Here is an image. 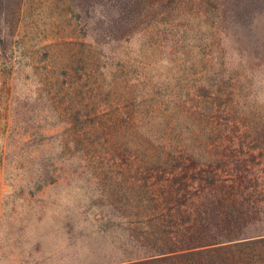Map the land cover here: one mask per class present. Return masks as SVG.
Masks as SVG:
<instances>
[{
    "label": "rangeland",
    "instance_id": "1",
    "mask_svg": "<svg viewBox=\"0 0 264 264\" xmlns=\"http://www.w3.org/2000/svg\"><path fill=\"white\" fill-rule=\"evenodd\" d=\"M263 7L242 15L243 26H218L219 33L212 20L191 13L197 8L173 21L176 10L122 42L102 35L100 24L86 40L64 0L26 6L5 32L6 46L0 36V264H104L118 251L128 254L134 176L160 163L152 156L164 160L163 150L205 158L210 146L201 129L209 117L191 112L211 102L215 82L220 102L237 101L220 122L236 118L248 140V121L239 117L251 107L263 126L264 53L254 61L246 53L264 42ZM142 100L159 105L165 118L155 126H173L179 141L161 147L136 135L133 113L139 124L151 114L142 110L148 103L138 107Z\"/></svg>",
    "mask_w": 264,
    "mask_h": 264
},
{
    "label": "trees",
    "instance_id": "2",
    "mask_svg": "<svg viewBox=\"0 0 264 264\" xmlns=\"http://www.w3.org/2000/svg\"><path fill=\"white\" fill-rule=\"evenodd\" d=\"M33 1L0 0V36L4 46L9 36L5 32L19 25L26 6L29 9ZM64 1L68 4L70 18L80 24L86 40L91 39L92 30L95 32L93 25L100 24L102 35L112 40L120 36L122 42L129 34H140L154 27H145L154 25L150 20L163 22L176 10L174 17L171 16L173 21L189 16L187 12L192 7L197 8V12L191 13L199 12L212 20V27L219 33L218 26L224 24L233 28L243 26L242 15L259 4L264 5V0ZM263 43L246 47L250 61L264 53ZM73 87L71 83L69 89ZM211 88H214V93L208 96L211 102L191 112L201 118L209 117L208 125L201 129L210 146L207 155L196 159L190 151L184 154L168 149L162 151L166 154L164 160L158 155L151 157L152 161L160 163L152 162L144 173L135 175L132 182L135 211L127 220L124 232L130 252L118 251L119 256L105 257L106 262L102 263L264 264V172L259 169L264 167V125L256 121L255 110L245 107L239 117L241 121H248L243 131L248 140H244L238 133L236 118L220 122L224 111L234 113L237 101L230 98L228 103L220 102V81ZM143 102L148 103V109L142 110L151 113L150 119L139 124L136 120L140 113H133V128L139 131L136 135L146 141L147 138L158 141L161 147L179 141L172 136L173 126H155L154 120L165 118L159 105L145 100L136 103L140 107ZM70 116L72 121L78 122L75 113L71 112ZM190 139L189 134L187 140ZM152 169L155 175L150 172ZM151 178L154 182L149 184ZM250 228L253 231H249Z\"/></svg>",
    "mask_w": 264,
    "mask_h": 264
}]
</instances>
